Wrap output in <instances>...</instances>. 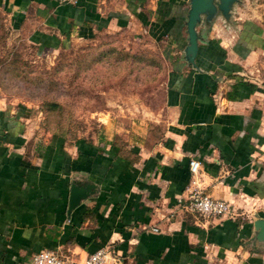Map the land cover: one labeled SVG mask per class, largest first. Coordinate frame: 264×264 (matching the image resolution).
Instances as JSON below:
<instances>
[{
    "label": "crops",
    "instance_id": "0c3cea01",
    "mask_svg": "<svg viewBox=\"0 0 264 264\" xmlns=\"http://www.w3.org/2000/svg\"><path fill=\"white\" fill-rule=\"evenodd\" d=\"M188 9L189 0H0L9 29L39 51L125 28L158 40L166 66L152 121L107 120L97 136L45 133L0 97V264L100 248L120 259L106 264H264L254 226L264 220V78L254 77L264 32L250 18L233 33L220 15L202 18L192 64ZM73 183L95 189L69 209ZM195 188L230 214L187 212Z\"/></svg>",
    "mask_w": 264,
    "mask_h": 264
},
{
    "label": "rangeland",
    "instance_id": "374dc122",
    "mask_svg": "<svg viewBox=\"0 0 264 264\" xmlns=\"http://www.w3.org/2000/svg\"><path fill=\"white\" fill-rule=\"evenodd\" d=\"M233 16L221 28L233 33L250 18L264 32V0H239ZM165 71L152 36L109 29L39 51L9 29L0 11V97L45 133L76 139L97 136L107 120L116 127L125 126L123 119L152 121L163 106ZM255 74L264 78V67Z\"/></svg>",
    "mask_w": 264,
    "mask_h": 264
},
{
    "label": "built area",
    "instance_id": "2783aa9c",
    "mask_svg": "<svg viewBox=\"0 0 264 264\" xmlns=\"http://www.w3.org/2000/svg\"><path fill=\"white\" fill-rule=\"evenodd\" d=\"M199 162L195 159L189 161V170L192 175L197 173ZM184 208L196 216L210 219L230 214L229 203L223 199L214 198L200 188L193 189L186 199ZM156 231V228H153ZM109 260L120 262V259L113 256L108 248H100L86 255L82 260L73 257L60 255L51 249H42L34 254L27 261L15 264H106Z\"/></svg>",
    "mask_w": 264,
    "mask_h": 264
},
{
    "label": "water",
    "instance_id": "95a60500",
    "mask_svg": "<svg viewBox=\"0 0 264 264\" xmlns=\"http://www.w3.org/2000/svg\"><path fill=\"white\" fill-rule=\"evenodd\" d=\"M239 0H189V9L187 11L186 28L188 34V44L185 48L187 60L194 63V57L197 52L198 35L196 32L197 24L204 18L211 21L217 15H220L226 26L232 24L231 18L233 9ZM94 186L91 184L80 185L73 183L71 185V194L69 199V209L75 207L80 200L85 199L89 194L94 193ZM256 228L264 229V220L254 222Z\"/></svg>",
    "mask_w": 264,
    "mask_h": 264
}]
</instances>
